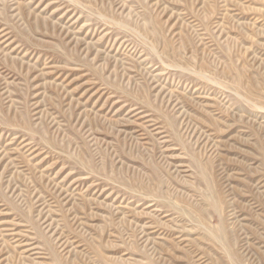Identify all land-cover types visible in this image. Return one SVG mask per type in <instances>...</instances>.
<instances>
[{"label":"rangeland","instance_id":"obj_1","mask_svg":"<svg viewBox=\"0 0 264 264\" xmlns=\"http://www.w3.org/2000/svg\"><path fill=\"white\" fill-rule=\"evenodd\" d=\"M0 264H264V0H0Z\"/></svg>","mask_w":264,"mask_h":264}]
</instances>
